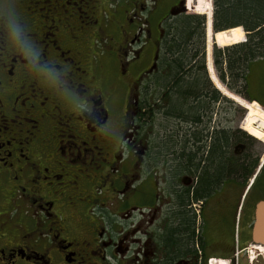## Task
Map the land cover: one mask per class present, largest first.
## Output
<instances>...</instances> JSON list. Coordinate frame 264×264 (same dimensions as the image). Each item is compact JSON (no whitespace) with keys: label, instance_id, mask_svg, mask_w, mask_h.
<instances>
[{"label":"flooded vegetation","instance_id":"1","mask_svg":"<svg viewBox=\"0 0 264 264\" xmlns=\"http://www.w3.org/2000/svg\"><path fill=\"white\" fill-rule=\"evenodd\" d=\"M100 1L0 0V264L232 263L235 231L247 257L264 161L252 156L237 179L229 152L217 181L215 131H238L204 116L175 142L167 132L155 142L137 123L131 86L151 71L162 24L184 3L142 18L145 0H134L119 34L118 65L128 67L103 81ZM17 23L35 63L12 35Z\"/></svg>","mask_w":264,"mask_h":264},{"label":"trees","instance_id":"2","mask_svg":"<svg viewBox=\"0 0 264 264\" xmlns=\"http://www.w3.org/2000/svg\"><path fill=\"white\" fill-rule=\"evenodd\" d=\"M193 1L186 0V6ZM210 4L212 14L206 20L205 14L185 11L170 13L164 20L162 34L156 39V56L150 71V82L143 89L144 93H139V108L142 112L137 123L143 131H148V121L145 118H152L156 112H160L165 116L176 117L180 122L174 132L167 131V135L174 139L172 141L175 142L178 132L184 130L181 128L182 122L186 126L191 124L185 131L193 132V123L199 117L212 116L203 100L229 101L222 94L225 88L220 82L228 90L253 101V98L247 96L245 80L252 61L264 56V0H211ZM202 5L201 2L199 5L194 4L191 9L196 12L195 7ZM236 26L243 28L245 41H242V30ZM208 32L216 46L211 53L212 63L206 62L205 65ZM239 82L241 86H234ZM223 131V134L215 131L212 145L216 180L220 177L219 173L222 172L229 152L233 176L245 179L252 172L253 168L250 166L257 159L252 158L248 147L236 153L234 143L241 141L252 145L253 139L240 130H236L239 132L237 135L233 131L231 137L227 130ZM231 140L233 150L229 151ZM256 183L255 179L253 185Z\"/></svg>","mask_w":264,"mask_h":264},{"label":"rangeland","instance_id":"3","mask_svg":"<svg viewBox=\"0 0 264 264\" xmlns=\"http://www.w3.org/2000/svg\"><path fill=\"white\" fill-rule=\"evenodd\" d=\"M133 1L134 0H101L100 1V5H101L100 9L102 10V12H100L99 14V19H100V26L102 27L103 30L101 31L102 37L95 40L94 46L95 49L97 50L96 55L100 59V68H103V72H104L103 81H104V77H107L108 74L111 77H113L116 73H120L121 67L122 68L128 67L126 65L119 67L118 65V53L122 52L119 49V44H120L119 34L121 31V24L123 23V17L126 15V11H130L133 8L134 6ZM175 1L176 0H145L144 1L145 9L148 8V10L145 9L141 10L140 16L144 18L147 12L149 11V9L151 8L154 9L155 7H157L156 9L157 12L154 13V11H152L153 12L152 16L156 15L157 18H159L160 16L166 14L171 10V7ZM200 2L201 0H194L192 4L188 5L190 7H187L188 8L187 9L186 0H184L183 11L188 13H199V14L202 13L203 15L205 14L204 15L205 20L206 18H210L212 14V7L210 4L211 0H203L201 2L203 4L202 7H195L196 12H194L191 9L192 6H194V4L199 5ZM154 19L157 20L156 17ZM124 25L127 24L125 23ZM245 39H246L245 32H243L242 41H245ZM207 40L208 42L205 44V50L207 51V52L205 51L206 52L205 61L212 63L211 53L213 47L216 45L213 43L212 36L210 35L209 32H208ZM138 46L139 45L136 44L135 46H133V48H137ZM147 49L149 52L147 54L148 55L147 65L149 66V63L151 62L150 60L151 55L154 54L153 53L154 48L152 45H149ZM128 57H131V53L128 54ZM135 67L136 66L132 65L131 70L136 75L138 69ZM248 70L245 80L247 96L249 98H256L258 99V101H261L264 104V62H262L256 68V70L249 76H248V72H249ZM143 73L144 71L138 76L137 81L140 82L138 88H136L137 86H135V84L133 83L134 80L133 74L127 73L124 76V81H126V83L134 84V86L133 85L131 86L133 94H136L138 92L144 93L143 89L147 86V83L150 82V78H151L150 72L147 75H144ZM213 73H215L214 69H213ZM142 78L143 80L140 81ZM111 83L116 84L114 81H111ZM231 83L235 84L233 81H231ZM220 84L225 88L222 91L223 93L222 92L221 93L224 94L229 99V101L221 100L219 102H212L211 99H205L203 100V103H205V108H207L208 111L211 112L212 116L216 117V119L218 120L217 124L221 122L222 125L231 126L233 130H240L246 133L249 137H251L253 139V143L252 145H247L248 151L252 154V156L258 159V162H261L260 160L264 158V109L260 104L261 102L260 103L258 102L260 106L255 104L254 102H248L247 99L244 98L243 96L228 90L226 86L221 82ZM119 85L126 86V84L124 85L121 83H119ZM214 85L216 86V83H214ZM234 86L236 87L241 86V82H239L238 85L236 84ZM251 103H253L255 106H250L249 104ZM145 119L148 121L147 132H149V136H151L152 140L155 142L160 140L161 134L167 136V134H165L167 131L174 132L178 127V124L180 123L179 121H177L176 117L165 116L160 112H156V114L152 118H145ZM182 123L181 126L184 125ZM158 136L159 139L157 138ZM248 184H249V180L246 185ZM246 235L248 234L246 233L245 236ZM241 237L239 233H236V231L234 232L233 243L235 247L233 254L236 251V249L240 250V248L243 246ZM248 246L251 247V243H248ZM214 258L226 259L225 257H214ZM237 259H238V264H248L247 257L242 252L238 254Z\"/></svg>","mask_w":264,"mask_h":264},{"label":"water","instance_id":"4","mask_svg":"<svg viewBox=\"0 0 264 264\" xmlns=\"http://www.w3.org/2000/svg\"><path fill=\"white\" fill-rule=\"evenodd\" d=\"M181 2L184 3V0H181ZM181 10H184V7L181 8ZM239 27L243 30L241 26ZM212 32L215 33L214 31ZM205 35H206V26H205ZM205 42H206V39H205ZM206 69H208L207 66H206ZM247 101L251 102L249 100ZM254 217H255V220H254V224H253L252 231H251L252 240L254 241L255 244L264 246V200H259L255 204ZM249 264H264V256L260 253V251H257L255 258L252 259L251 262H249Z\"/></svg>","mask_w":264,"mask_h":264},{"label":"clouds","instance_id":"5","mask_svg":"<svg viewBox=\"0 0 264 264\" xmlns=\"http://www.w3.org/2000/svg\"><path fill=\"white\" fill-rule=\"evenodd\" d=\"M12 35L16 39V41L21 45L23 48V55L26 60H29L32 63H35L38 59L36 55V51L34 48L29 47L25 41V35L23 31V27L21 24L17 23L13 28ZM84 111V110H82Z\"/></svg>","mask_w":264,"mask_h":264},{"label":"bare ground","instance_id":"6","mask_svg":"<svg viewBox=\"0 0 264 264\" xmlns=\"http://www.w3.org/2000/svg\"><path fill=\"white\" fill-rule=\"evenodd\" d=\"M202 1H203V0H201V2H202ZM187 7H190V6H186V8H187ZM192 7H193V6H192ZM187 9H188V8H187ZM236 27H239V26H236ZM229 29H231V28H229ZM229 29H227V30H229ZM240 29H241V28H240ZM241 30H242V29H241ZM222 31H225V30H222ZM242 32H244V31L242 30ZM251 102H254L255 104L259 105V104H258L257 102H255V101H251ZM250 106H255V105L252 103ZM259 106H260V105H259ZM256 107H257V106H256ZM260 161L263 162V161H264V158H262ZM254 248H256V249H254ZM255 250L260 251V253L264 256V246L255 245V246H253V247L251 248V251H250V253H249V259H252V258L255 257V254H256ZM209 264H228V263H227L226 259H212V260L210 261Z\"/></svg>","mask_w":264,"mask_h":264},{"label":"crops","instance_id":"7","mask_svg":"<svg viewBox=\"0 0 264 264\" xmlns=\"http://www.w3.org/2000/svg\"><path fill=\"white\" fill-rule=\"evenodd\" d=\"M262 62H264V56L259 57L255 59L254 61H252V63L250 64L251 67L249 66L248 76L251 75ZM253 99L259 103L261 102V101H258V99L256 98H253ZM260 104L264 107V104L262 102Z\"/></svg>","mask_w":264,"mask_h":264},{"label":"built area","instance_id":"8","mask_svg":"<svg viewBox=\"0 0 264 264\" xmlns=\"http://www.w3.org/2000/svg\"><path fill=\"white\" fill-rule=\"evenodd\" d=\"M238 253H239V251H236V252H235V254H234L235 259L237 258Z\"/></svg>","mask_w":264,"mask_h":264}]
</instances>
